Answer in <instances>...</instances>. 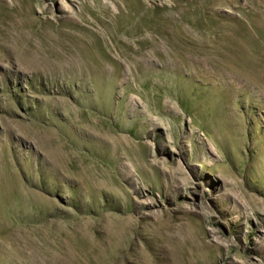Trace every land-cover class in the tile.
<instances>
[{"label":"rangeland","instance_id":"374dc122","mask_svg":"<svg viewBox=\"0 0 264 264\" xmlns=\"http://www.w3.org/2000/svg\"><path fill=\"white\" fill-rule=\"evenodd\" d=\"M0 264H264V0H0Z\"/></svg>","mask_w":264,"mask_h":264}]
</instances>
